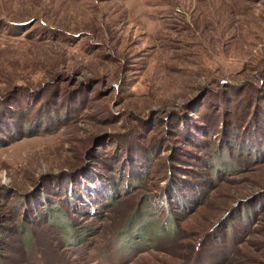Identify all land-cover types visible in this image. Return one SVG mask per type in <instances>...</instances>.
<instances>
[{
	"label": "rangeland",
	"instance_id": "rangeland-1",
	"mask_svg": "<svg viewBox=\"0 0 264 264\" xmlns=\"http://www.w3.org/2000/svg\"><path fill=\"white\" fill-rule=\"evenodd\" d=\"M0 264H264V0H0Z\"/></svg>",
	"mask_w": 264,
	"mask_h": 264
}]
</instances>
